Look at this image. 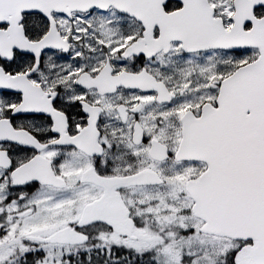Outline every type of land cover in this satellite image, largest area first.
Masks as SVG:
<instances>
[{"label": "snow or ice", "instance_id": "snow-or-ice-1", "mask_svg": "<svg viewBox=\"0 0 264 264\" xmlns=\"http://www.w3.org/2000/svg\"><path fill=\"white\" fill-rule=\"evenodd\" d=\"M0 264H264V0H0Z\"/></svg>", "mask_w": 264, "mask_h": 264}]
</instances>
